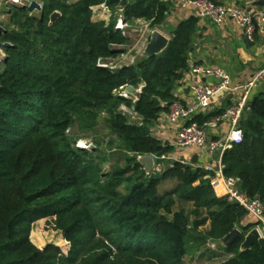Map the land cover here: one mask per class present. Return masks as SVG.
Returning <instances> with one entry per match:
<instances>
[{"label": "trees", "instance_id": "trees-1", "mask_svg": "<svg viewBox=\"0 0 264 264\" xmlns=\"http://www.w3.org/2000/svg\"><path fill=\"white\" fill-rule=\"evenodd\" d=\"M69 1L45 0L38 16L9 6L10 24L0 35L11 45L0 69V264H264V239L240 250L256 224L241 226L246 211L217 197L202 168L172 161L156 171L173 148L151 128L177 101L174 87L188 70L199 20L180 23L153 58L102 68L98 61L114 64L121 55L111 51H127L131 39L114 30V18L94 21L92 8L114 10L118 2ZM54 12L59 17L49 24ZM167 12L163 0H128L123 9L128 24L143 20L151 31ZM127 86L141 87L135 103L118 99ZM132 106L128 117L122 108ZM99 121L114 140L99 137ZM240 127L243 140L224 153L223 174L264 206V91L251 98ZM80 133L89 134L92 149L76 147ZM116 142L124 165L104 171ZM146 155L155 158L150 175L136 160ZM36 222L62 244L37 247L31 241ZM236 228L242 236L219 246ZM209 241L218 250L207 249Z\"/></svg>", "mask_w": 264, "mask_h": 264}, {"label": "built area", "instance_id": "built-area-1", "mask_svg": "<svg viewBox=\"0 0 264 264\" xmlns=\"http://www.w3.org/2000/svg\"><path fill=\"white\" fill-rule=\"evenodd\" d=\"M38 1L34 0L35 3ZM163 1L165 3L174 2L180 9H192L195 18L200 21L208 20L217 27H222L226 21L230 20L242 30L244 37L249 42H252L254 39L257 25L264 26V13L259 11L247 12L238 7L217 4L211 0ZM12 2L14 1L12 0ZM39 5L43 6L42 4ZM92 15L114 18V30L128 36L127 29L131 25L125 21L123 10L118 9V7L112 10L105 4H102L97 6V8H92ZM135 22L142 24L149 35L153 31L149 30L148 22L143 20ZM2 59L3 55L0 54V66ZM97 66L109 69L120 67L113 63H104L101 60L98 61ZM190 73L193 76L208 80L209 83H199L190 87L192 101L189 104L175 101L168 107L166 122L171 126L177 127L174 146L180 150L205 149L210 156L215 157L214 164L202 167L208 174L205 178L209 179L214 193L220 194L222 192L223 197L228 198L246 211V216L256 224L255 228L258 229L263 239L258 225L264 221V206L258 199L249 200L244 196L239 189L238 179L224 176L222 157L226 151L230 150L234 145L241 144L243 140L240 123L245 116L254 91L264 86V65L248 81L236 85L232 84L229 75L221 68L194 65L191 67ZM125 88H121L118 95L124 94ZM224 93L238 94V98L232 106L212 116L202 124L192 121L194 117L201 115L210 106L215 97ZM136 101L137 97H134L132 103ZM122 111H125V109L122 108ZM221 125L228 126L227 134L221 138H210L211 131H215ZM76 147L90 150L93 148V144L89 140H79L76 143ZM139 157L141 156H136V160ZM158 160L161 162L158 166L160 170L163 169L165 163L176 161L169 154L160 157ZM206 248L216 251L218 250V245L209 241L206 244Z\"/></svg>", "mask_w": 264, "mask_h": 264}, {"label": "crops", "instance_id": "crops-1", "mask_svg": "<svg viewBox=\"0 0 264 264\" xmlns=\"http://www.w3.org/2000/svg\"><path fill=\"white\" fill-rule=\"evenodd\" d=\"M211 1L221 5L238 7L247 12L259 11L264 13V0ZM167 4L168 12L166 18L163 24L156 30L170 40L178 25L187 21L189 18L194 17V13L192 9H180L174 2L170 1L167 2ZM111 19L112 18L107 16H93L94 21H102L105 23L106 21L110 22ZM138 30H141V32L146 35L145 41L147 43L150 35L144 29L142 24L135 22L133 25L129 26L127 32H138ZM243 37L242 30L230 20L226 21L222 27H217L208 20H199L197 31L193 38L192 51L189 53L188 57L187 71L189 72H184L181 80L177 82L174 87V96L177 98V101L182 104H189L192 101L190 87L199 83H209L208 80L193 76L190 73V69L194 65L221 68L229 75L233 85L248 81L252 75L264 65V26L257 25L252 42L246 44ZM124 56L126 55H121L120 58H123ZM135 60L136 58H131L130 62L124 66L134 65ZM140 89L141 87L138 90H135L137 95L140 93ZM263 91L264 86L259 87L254 91L252 98ZM237 98V93H224L218 95L201 115L203 117L214 116L232 106ZM227 132L228 126L221 125L215 131H211L209 137L221 138L224 137ZM151 133L163 144L169 145L173 148L172 153L169 155L176 161L200 168L214 164L215 157L210 156L205 149L180 150L175 148L177 127L171 126L166 122V113L162 114L159 120L151 128ZM194 158H196L195 164L192 163ZM215 195L219 198L223 197L222 192H220V194L215 192ZM251 223L254 222L246 217L241 223V226ZM258 226L264 239V221L259 223Z\"/></svg>", "mask_w": 264, "mask_h": 264}, {"label": "rangeland", "instance_id": "rangeland-1", "mask_svg": "<svg viewBox=\"0 0 264 264\" xmlns=\"http://www.w3.org/2000/svg\"><path fill=\"white\" fill-rule=\"evenodd\" d=\"M44 1L45 0H39L37 3L43 5ZM72 1L73 0H70L69 2H72ZM32 2H34V0H20V2H18V3H14V2H12V0H0V27H2L3 29H7V25L10 24L9 17L6 14L8 9H9V6H15V7L25 6V7H28ZM29 14L34 15V16H38L39 11L34 10L33 12H30ZM108 23L109 22L106 21L105 24H108ZM12 29L17 30L14 26L12 27ZM127 35L131 39V44L126 48L128 53L125 54L126 56H124L123 58L119 57V59H118L119 61L117 60L114 63L115 65L117 64L116 66H124L125 64H128L130 62L131 58H137V57L141 56V53L144 49V46L146 43V41H145L146 35L144 33H142L141 30H138V32L128 31ZM0 54L3 55V58L5 57V53H4L3 49H1V48H0ZM0 69H1V66H0ZM136 96H137V94L135 93L133 98ZM133 98H132V100H133ZM124 109H125V111L128 112V110L125 107H124ZM97 131L99 132L98 135L100 138L105 139V140H110V139L114 140V137L106 135V133L104 132L105 130L102 127L101 121H99ZM75 133L78 134V131L75 129L71 131V134H75ZM86 136H89V134H86V135H84L83 133L79 134V137H81V140L88 141L89 138H85ZM119 145L120 144L118 142H116L115 146L117 149H113V151L110 153V155H109L110 160L108 161V163H106L104 165V167H103L104 171H110L114 167H122L124 165L125 154L122 151V149L119 147ZM158 170H160V169L159 168L156 169V171H158ZM172 183L173 182H166V183H163L162 186L168 187L169 185H172ZM186 212H187V214H189L190 210L187 209ZM190 219L193 220L194 218L191 216ZM41 225H42L41 222H36L33 226L32 232H31V241L37 247H39V248L43 247V246L47 245L48 243H52V244L57 243L59 245L62 244L61 238L59 237V235L57 233H52V232H48L46 230H43ZM185 261H187V264H219V260H213L209 263L202 262V261H200V259H198V260L196 259L193 262H189V260H185Z\"/></svg>", "mask_w": 264, "mask_h": 264}, {"label": "water", "instance_id": "water-1", "mask_svg": "<svg viewBox=\"0 0 264 264\" xmlns=\"http://www.w3.org/2000/svg\"><path fill=\"white\" fill-rule=\"evenodd\" d=\"M18 3L19 0H13ZM118 2V9L123 10L128 5V0H116ZM21 8L27 9L29 12H33L34 10L41 12L43 10V6L32 2L28 7L21 6ZM59 14L54 12L50 16L49 24L54 23ZM6 31L2 27H0V35L4 34ZM243 40L246 44L249 43L246 37H243ZM169 39L163 36L159 31L153 30L150 34L149 40L144 46V49L141 53V57L145 59L153 58L159 54H161L168 46ZM11 45L8 43H0L1 49L10 48ZM113 54L125 55L127 51L125 49H113L111 51ZM187 73L189 71H186ZM135 89L132 86H127L125 88V92L122 95H118V99L121 101H131L134 96ZM135 111V107L132 106L130 111H123L125 115L128 117H132ZM138 164H140L143 168V171L146 175H150L153 173L155 169V161L152 155L141 156L137 159ZM192 163H196V158L192 160ZM256 227V226H255ZM251 229L243 238V242L240 246L241 252L251 250L252 247H260V243L263 240L257 228ZM242 236V231L239 229H234L231 233L225 236L218 245L224 248L229 247L236 239Z\"/></svg>", "mask_w": 264, "mask_h": 264}]
</instances>
